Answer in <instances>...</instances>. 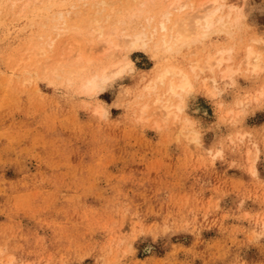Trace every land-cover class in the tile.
<instances>
[{
	"label": "rangeland",
	"instance_id": "rangeland-1",
	"mask_svg": "<svg viewBox=\"0 0 264 264\" xmlns=\"http://www.w3.org/2000/svg\"><path fill=\"white\" fill-rule=\"evenodd\" d=\"M81 1L67 25L84 27L96 11L112 10L123 20L130 13L119 0L93 9ZM225 3L241 9L237 34H212L173 64L228 43L238 61L250 43L264 48V0ZM10 5L0 0V264L10 257L12 264H264V60L259 73L209 80V90L200 83L208 74L196 79L182 97L183 112H176L178 121H190L183 128L151 112L154 94L144 90L156 69L150 52L129 53L133 69L92 99L79 93L75 73L50 80L17 70L34 39H47L49 13L60 9L38 12L44 20L30 25L31 13L13 20L19 5ZM110 53L92 56L99 62L91 66L122 58ZM138 103H147L146 114L138 115Z\"/></svg>",
	"mask_w": 264,
	"mask_h": 264
},
{
	"label": "bare ground",
	"instance_id": "bare-ground-1",
	"mask_svg": "<svg viewBox=\"0 0 264 264\" xmlns=\"http://www.w3.org/2000/svg\"><path fill=\"white\" fill-rule=\"evenodd\" d=\"M80 1L78 0H43V1L7 0V2H9L11 4L10 6L12 7L19 5L18 11H16L17 9L15 7L16 10L15 9L14 10L16 12L13 11L15 12V15L12 14L14 17L11 19L13 20L16 19L19 21V19L22 20V18L26 16L28 13H31L30 17H27V22H30L29 23L30 25L32 24L36 25L39 22H42V20H44L38 17L39 16L38 12L44 10L50 11L52 7L60 9L56 13L48 12L50 14L49 16L51 17L50 20L48 21L51 22L50 24L51 27H48L49 29H46L47 27L40 23L41 26L44 27V30L46 29L45 31H47V34H45V36L49 34L47 36V39L42 40L43 38L42 35L38 37L39 41L37 42H34L36 39H34L33 41L29 38L30 42L31 41L33 42L27 47V49H25V51L23 49L24 51L23 54H21L22 52L20 53L22 56H20V59L15 64L18 67L16 68L17 70L23 71L25 75H29L30 73H33L36 75L39 74L42 78L50 77V80L51 77H60V75L62 74L69 76L70 74L75 73L76 75L75 77L78 78V83L77 82L76 83L78 84L77 87L79 89L78 90L79 93L81 92L82 95L84 94L88 96L87 98L90 97V99H92L91 96L93 97L97 93L102 91L105 84L121 77L122 74L124 75L125 71L127 70L131 71L133 69L134 64L133 61H131L128 58L129 53L150 52L154 57V60L156 61V69L154 68L155 73L153 74V77H151V79L147 81L146 85L144 86V90L150 95L154 94V96L152 95L154 97V100L152 99L153 102L152 103L150 102V104L151 106L155 105V110L152 109L151 112H153L154 115L156 114L159 118L160 117L164 118V120L171 117L174 121L177 122L179 120L178 117L179 114L177 115L176 112L179 113L183 110V106H184L183 102L186 101V100L182 101L183 95L185 96L192 91L196 79H198L201 75L203 74L209 75V77L202 79V81L200 82L203 83V85L205 86L207 85V89L209 90L211 89L208 88L209 80L214 84L215 82H217L216 78L225 81L226 79L231 80L232 76L235 73H238L240 70L242 72L245 71L246 73H247L246 70H248L250 72L249 74L254 72L255 75L256 72L263 69L262 68L263 65L261 64L263 63L264 60V48L261 49L255 48L254 45H252V43L250 42H248L250 43V45L246 46L239 61L237 59L235 60L237 52L236 51L234 52L233 49L234 45L228 43L227 44L228 46H220V47H216V49L213 48L215 49L214 52L209 51L211 48L209 50L207 49L208 52L205 53L204 56L202 54L203 57L201 58L195 57L194 60L187 62L186 65H178L172 63L171 60L173 58H176L175 56L187 55V52L193 46L198 44L202 45V43L212 34L214 35L224 34L228 36V38H232L233 34H237V32L235 33V31L239 30L238 29V26L240 24L239 21L240 18H242L241 9L235 5H231L232 3L227 5L225 3V0H128L129 2L126 0L127 2L123 1L125 3H121L119 2L120 1L119 0L117 3L124 6L126 5L127 7L126 6L125 7L128 8V11L130 12L128 16L126 17L125 15L123 16L126 18L124 20L117 19L118 14L115 15L114 14L115 12H112V10L111 12L108 11L105 12L106 13L105 15L104 12L102 11L103 12V13L101 12L102 16H100L101 13L100 14L98 13L99 11H96L92 14V16L88 14V16L90 15L88 19V23H86V19H85V24L82 23L84 22L81 20L83 17L80 19L82 22H79L80 20L77 21L76 19H74L75 22H78L80 25L84 24V27H80V26L77 27L78 24L75 25V27H73L74 25L73 26L70 24L67 25V21H68L67 18H69L71 12H72L71 14L73 15V11H75L78 8ZM108 1L83 0L84 5L87 6L88 9H93L96 6L98 7L99 5L109 4L112 6L111 3L113 1L112 2L110 1L111 3ZM41 3L46 4V6L48 5V7L41 5ZM113 4L114 5L112 7L118 5V4L115 5L116 1H114ZM3 5L4 7H6V4ZM41 6H43L45 9H43V7ZM80 7L83 6H81L80 4ZM121 7H117V8L120 9ZM1 8L2 7H0V14L3 13ZM102 8L103 7L97 9H102ZM12 9L13 8H11V10ZM113 9L115 11L118 10L115 8ZM123 10L122 12L126 11V9L124 11ZM119 13H121L120 10ZM77 14L78 12H74V16ZM111 14H113L114 18L115 17L116 18L115 19L112 18L113 16ZM124 24L127 26L125 29L122 30L121 27H119V25H124ZM41 26H39V28ZM67 26H69L70 28H67ZM30 27L32 26H29V28ZM42 27L41 30H43ZM82 31H86V32L82 34ZM75 37H78V39L80 38L79 39L80 43L85 45L86 49L83 48L84 49L83 50L80 48L82 45H80L78 41L76 42L73 39ZM255 40L258 41V39H254L252 42L256 43ZM262 42L264 43V41ZM212 45L214 44L212 43ZM242 45L243 44H241V46ZM101 47H105V48L102 51V53H101V49L99 50L101 54L99 56L98 49ZM208 47L210 46L208 45ZM96 49L98 55L94 56V53L92 55L95 58H98V56L100 58L101 57L104 58V56L107 55L106 53L108 52L112 53L116 50H118V52L119 51L121 52L120 54H122V58L121 59L106 58L104 59V61L98 63V65L96 64V67L93 65L91 66V64L95 65V63L99 62V60L92 58V56H90V54L92 53V52L90 53V51ZM239 53H240V49H239ZM196 54L198 53L197 52L192 53L193 56H196ZM242 65L246 67L244 68V70L241 69ZM16 69L15 70L12 69V70L16 72ZM132 72H134V70ZM23 73L20 72V74ZM30 80H32L30 79V77L24 76L23 78V81H25L26 83L27 81ZM67 81L65 80V82ZM69 81L67 83H69ZM161 89L162 92L160 93L159 91H161ZM144 90L142 88V91ZM131 91H133V89H131ZM263 92L259 90L258 92V94L260 95L259 98H261ZM211 94H209L210 97L212 96ZM252 96L253 94L251 95V97ZM244 97L245 100L242 106L245 103H247L246 100H248L246 99V95ZM174 99L179 100L175 105L171 104ZM255 99L253 100V102H255ZM238 104L240 105V102ZM142 106L139 107L141 111L140 113H138V115H144L148 111L147 103H144V105ZM96 109L98 108L95 109L93 108L94 111ZM100 110L101 112H103L102 109ZM100 110L98 109V111ZM101 112L99 113L101 114ZM229 113L231 112L229 111ZM149 114L152 115V113ZM226 114H228V112L227 113L225 112L223 117H225ZM147 119H149V117ZM182 119L183 120L180 119L181 121H178V123L181 122L180 124H182L183 128L188 127L190 121L185 117ZM140 120L138 121L139 122L144 121L142 118H140ZM171 124H173V122H171ZM191 124L193 125L192 120H191ZM155 125L157 126L158 124L155 123ZM156 126H155L156 129L160 128ZM187 134L188 133H186L185 135L188 136ZM191 136H189V140L195 143L196 136L195 137L193 136L194 137L193 140ZM245 152H249V151H245ZM6 261H7L6 264H12L13 258L10 257Z\"/></svg>",
	"mask_w": 264,
	"mask_h": 264
}]
</instances>
